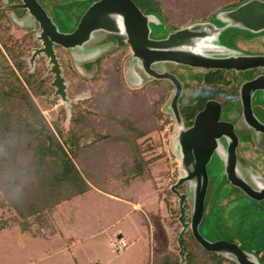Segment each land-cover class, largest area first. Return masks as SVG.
I'll list each match as a JSON object with an SVG mask.
<instances>
[{
	"label": "rangeland",
	"instance_id": "obj_1",
	"mask_svg": "<svg viewBox=\"0 0 264 264\" xmlns=\"http://www.w3.org/2000/svg\"><path fill=\"white\" fill-rule=\"evenodd\" d=\"M39 1L51 15L52 11L56 12L54 20L63 30L75 21L61 6L69 8L74 2L88 4L94 0H67L59 3L57 0ZM200 1L202 0H162L163 6L182 12L183 19L180 22H184L183 24L191 21V18L193 20L207 17L216 8L231 4L229 2L233 0L217 2V7L214 6L216 0H207L195 9ZM199 11L203 16H190ZM74 13L71 11V14ZM185 13L189 17L185 18ZM75 14L78 15V12ZM160 17L161 24L150 23L153 31L162 29L163 24L168 23L162 14ZM23 18L30 24L27 29H22L19 25ZM30 22H35L31 16L25 13L22 17L20 11L16 10L15 17H11L10 27L6 31L0 22V32L18 38L29 37L30 43L26 48L29 53L32 46L40 44L35 38L36 24ZM223 39L248 53L264 52V30L250 33L241 29H228L224 32ZM118 40V36L113 33L95 31L94 36L84 43L83 47H72V50L63 52V58L61 56L59 58L67 78L69 96L75 103L71 108L80 107L89 116L88 119H97L99 123L89 120L99 126L102 133L105 132L103 127L110 123V119L112 121V118L104 113L106 105L111 104L116 115L130 118L139 127L151 132L147 138L138 136L135 144L138 156L148 159L147 169L135 177L132 176L133 171L119 175V168L125 166V163L126 167H132L131 152L126 145L119 143L120 141L108 143L105 145V151L110 155L106 168L114 178L105 184V190L94 186L71 200L60 202L53 211L56 232L52 235L48 234L49 228H46L43 230L44 234H48L46 237H31L28 233L21 232L17 224L0 229V264H87L92 261H100L102 264H151L153 256L160 250L171 249L177 254L176 237L180 223L176 215L178 210L176 192L185 191V185H179L182 188L176 189L172 186L181 170L178 166V157L169 144L174 121L165 119L169 115L166 103L171 96V90L162 95L165 96V100L157 105L156 99H163L159 94L161 89L159 91L160 87L155 85L156 80L145 82L139 79V76L144 77V72L138 62L129 61L131 52L123 57L118 72L100 73L98 70L101 61L90 69L85 68L83 64V61L98 54L103 60L109 50L113 49V44L119 42ZM37 63L41 64L43 74L47 70L46 58L40 56L36 59ZM164 66L175 72L183 84L180 101L189 102L201 82L199 68L174 62H165ZM71 69L77 74L74 78L69 73ZM255 70L258 71L257 68L240 71L233 69L230 72L232 83L238 85ZM130 71L134 82L126 76ZM82 78L89 80L91 84L86 89H82ZM44 79L46 84L51 75H46ZM46 87L47 93L35 95V100L45 118L51 122L62 109V105L58 97H52L48 93L53 87ZM73 88L79 91L73 94ZM84 99H90V103H82ZM253 107L264 119V90H257L254 93ZM71 112L75 114L73 109ZM241 113V103L237 98L224 104L222 111L224 118L229 117L236 121L241 117ZM62 118L64 119L63 114ZM64 126L68 128V119L64 121ZM93 137L85 140H92ZM263 167L264 162L260 170H263ZM207 169L209 183L205 200L206 210L209 199L214 198L216 192L211 193L213 187L220 183L219 188L216 187L218 190L224 187L227 191L229 187V183L223 178V165L218 154H213ZM237 196H240L241 200L239 207ZM168 197L171 199L170 204H167ZM233 197L231 200L234 202L225 205V209L223 207L219 211L215 209L205 213L199 227L202 233L211 239L218 238L219 233H223L222 237L226 239L233 236L243 248L264 262L261 258L264 253V199L255 200L241 192H236ZM187 205L189 208L188 202ZM232 208L235 210L232 211ZM223 210L226 211V222ZM10 213L7 208L0 207V220ZM208 216L212 219L210 226L207 223ZM121 238L125 240L126 245L119 249L115 247V243Z\"/></svg>",
	"mask_w": 264,
	"mask_h": 264
},
{
	"label": "water",
	"instance_id": "obj_2",
	"mask_svg": "<svg viewBox=\"0 0 264 264\" xmlns=\"http://www.w3.org/2000/svg\"><path fill=\"white\" fill-rule=\"evenodd\" d=\"M65 1L57 0L58 3ZM20 5L26 7L27 15L39 24L35 38L40 45L32 46L30 52L27 53V50L24 55L27 70L34 72L36 59L40 56L46 58L47 70L40 78L51 75L45 86L53 87L48 93L52 97H58L62 105L63 126L66 119L70 126L72 108L69 103L72 99L62 62L54 48L55 43L65 48L82 46L92 38L95 31L124 33L126 42L131 47L129 61L138 62L144 72V77L139 76V79L145 82L163 79L174 85L169 106L175 120L169 144L178 157L181 173L172 186L176 189L179 185H185V191L176 190L179 210L177 220L180 223L176 237L179 264H187L183 239L188 231L204 248L213 250L236 264H264L236 241L223 237L208 238L199 227L205 213L218 207L225 209V205L234 202L231 199L236 198L233 197L236 192L255 200L264 199V167L260 170L264 162V119L253 107L254 93L264 90V52L248 53L223 39L224 32L228 29H241L250 33L263 31L264 0H243L227 4L216 8L207 17L193 19L175 29L165 19L167 24L155 31L150 23L161 24L160 15L154 10L144 12L134 0H94L80 15L75 28L70 32L59 28L54 20L56 12L52 11L51 15L39 0H23ZM158 32L159 37L154 35ZM165 62L197 67L200 73L212 68H232L235 71L257 68L260 73L242 81L239 86V93L235 98L240 99L242 113L238 120L232 122L224 119L222 103L210 99L196 113L194 122L187 125L177 107L183 84L175 72L164 66ZM132 75L131 71L126 73L127 78L134 82ZM69 126H64L66 134ZM213 154H218L221 159L223 178L227 180L229 187L227 191L224 187L219 190L216 188L221 183L213 187L211 193L216 192L214 198L209 199L206 210L209 183L207 164ZM259 163L261 164L258 165ZM237 199L239 207L240 196ZM187 202L190 220L185 219ZM223 216L226 222V211Z\"/></svg>",
	"mask_w": 264,
	"mask_h": 264
},
{
	"label": "trees",
	"instance_id": "obj_3",
	"mask_svg": "<svg viewBox=\"0 0 264 264\" xmlns=\"http://www.w3.org/2000/svg\"><path fill=\"white\" fill-rule=\"evenodd\" d=\"M205 1H200L195 9ZM221 1L216 0L214 6ZM240 1L243 0L233 3ZM190 16L203 15L199 11ZM184 17L189 16L185 13ZM25 54L23 40L0 33V207L11 212L0 220V229L17 224L21 232L32 237H46L56 232L53 211L60 202L71 200L94 186L104 189L114 178L106 168L110 154L105 151V145L120 141L131 152L132 167H126L125 163L119 168V175L133 171L135 177L147 169L146 161L138 156L135 147V137L144 134L146 129L130 118L116 115L111 104L104 110L112 118L103 127L104 133L92 126L85 112L78 110L71 114L66 134L61 122L64 110L60 109L49 122L38 106L35 95H45L48 89L45 79L40 78L39 64L34 72L27 70ZM91 136H94L92 140H85ZM170 202L168 197L167 204ZM46 228H49L48 234L43 232ZM183 243L187 264H236L204 248L190 231L185 233ZM151 261V264H179L176 251L171 249L156 252Z\"/></svg>",
	"mask_w": 264,
	"mask_h": 264
},
{
	"label": "flooded vegetation",
	"instance_id": "obj_4",
	"mask_svg": "<svg viewBox=\"0 0 264 264\" xmlns=\"http://www.w3.org/2000/svg\"><path fill=\"white\" fill-rule=\"evenodd\" d=\"M234 1H236V0L230 1L229 3H233ZM134 2L144 12L149 11V10H154L158 15H160V14L164 15L166 21L170 25H172V27H174V29L178 28L179 26H181L184 23V22H180L183 19L182 12L179 11L178 9L175 10V9H170L169 7L163 6V2L152 3L151 0H134ZM22 3H23V0H0V22L3 26V30L6 31V29H8L10 27L11 17L12 16L15 17V11L16 10L20 11L22 17H24V14L27 13V8L20 5ZM90 3L91 2H89L88 4H82L81 2H74L72 7H69V8L66 7L65 5H64L65 7L61 6V8H63L64 11L69 12L68 16L73 18L75 21L74 24H71L70 26H66L67 28L63 29L64 31L70 32L75 28V26L79 20L80 15L84 12V10L88 7V5ZM215 7H217V6H215ZM71 11H73L75 13L78 12V15L75 13H74V15L71 14ZM190 20H192V18ZM28 23L23 18V20H21L19 22V25L22 29H27L28 26H30V24H28ZM30 23L36 24V31H35V33H36L37 30H39V24L36 21L30 22ZM4 33H2V34H4ZM113 34L118 36L119 42L115 43V45L113 44V46H112L113 49L109 50V53L106 56H104L103 60H101V55L98 54V55H96V57H94L92 59L83 61L85 68H87V69H90L91 67L93 68L94 65H97L101 61L100 67L98 70L100 73H106L109 71L118 72V68H119V65H120L123 57H125V55L128 52H131V47L126 42V35L124 33H113ZM154 35H158L157 37H159L160 33L158 32ZM92 36H94V33L92 34ZM19 39L23 40L26 43V48H27V45L30 43L29 37H27V36L19 37ZM82 46H79V47H82ZM54 48L56 49V54L58 56H61L62 58H63L62 55H63L64 51L72 50L71 49L72 47L65 48V47L61 46L60 44H56V43L54 44ZM65 54H66V52H65ZM108 62H112V63H108ZM38 64L39 63H37V65ZM39 65H41V64H39ZM232 70H233L232 68L228 69V70H226L224 68H212V69H209L207 71H204L203 73H200L201 75L199 76V78H200L201 82H200L199 86L196 87V90L194 91V93L191 97V100L189 102L180 101V97H181L182 92H183V86H182V90H181L180 95L178 96V99H177V107L179 109L182 120L185 124L190 125L194 122V118H195L196 113L205 106V103L207 100H210V99L218 100L222 103V108H223L225 103L228 104V102H230L233 98H235L238 95L239 86L242 82H240L238 85L232 83V80L230 78V72ZM42 71H43V69H42ZM263 71H264V69H263ZM69 73L71 76H73V78L77 75L75 73V71L72 69L69 70ZM258 73H260L259 69H258V71L255 70L254 72H252L250 74V76L244 78L242 81H244L246 79H250ZM88 81L89 80L82 78V89H86V88H88L89 85H91ZM155 85L160 87L159 91H160V89H161V91L159 92V94L161 96L164 93H166L167 91L171 90L170 98L172 97L173 92H174V85L170 81L163 80V79L156 80ZM78 91H79L78 89L73 88V94L77 93ZM170 98L168 99V101L166 103V110H167V112H169V115H167L168 117L166 116L167 118L165 117V119L169 118L170 120L174 121L175 119H174V116L172 113V108H171V106H169ZM164 100H165V96L163 97L162 100H159L157 98L156 99L157 105L159 103L163 102ZM238 100L240 102V99H238ZM82 103H84V104L90 103V99H84V100H82ZM73 104H75V103L72 99L69 103V106L71 107V106H73ZM72 109L75 111V114L78 110H82L84 112V109L77 107V106H74ZM241 110H242V107H241ZM87 117H89V116H87ZM89 119H91L92 121L94 120L96 123H99L97 119H94V118H89ZM224 119L235 122V119H230L229 117H226ZM92 121H91V123H92ZM92 126L95 128H99V126H97L93 123H92ZM150 135H151V132L146 130V132L144 134L138 135V136L139 137L145 136L147 138V137H150ZM138 136L135 137L136 142L138 141V138H139ZM142 161H144V162L146 161V163H147L148 159H143ZM178 187L182 188L181 186H178ZM185 211L187 213L185 219L190 220L189 208H188L187 203L185 204ZM210 217L209 216L207 217L208 226H210L212 224V219ZM222 234L223 233H219L218 237H222ZM228 239L232 240V241H236L233 236L229 237ZM238 244L241 247H243V245L241 243H238ZM261 258L264 260V253H262Z\"/></svg>",
	"mask_w": 264,
	"mask_h": 264
},
{
	"label": "built area",
	"instance_id": "obj_5",
	"mask_svg": "<svg viewBox=\"0 0 264 264\" xmlns=\"http://www.w3.org/2000/svg\"><path fill=\"white\" fill-rule=\"evenodd\" d=\"M126 245V242H125V240L124 239H118L117 241H116V243H115V247L116 248H123L124 246Z\"/></svg>",
	"mask_w": 264,
	"mask_h": 264
},
{
	"label": "crops",
	"instance_id": "obj_6",
	"mask_svg": "<svg viewBox=\"0 0 264 264\" xmlns=\"http://www.w3.org/2000/svg\"><path fill=\"white\" fill-rule=\"evenodd\" d=\"M138 204L136 203V206H137ZM119 236H121V234H119ZM32 237V236H31Z\"/></svg>",
	"mask_w": 264,
	"mask_h": 264
}]
</instances>
